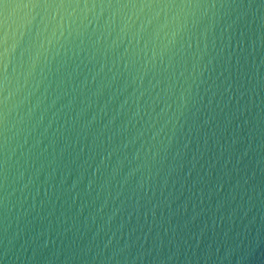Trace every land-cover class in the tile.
Here are the masks:
<instances>
[{
	"label": "water",
	"instance_id": "water-1",
	"mask_svg": "<svg viewBox=\"0 0 264 264\" xmlns=\"http://www.w3.org/2000/svg\"><path fill=\"white\" fill-rule=\"evenodd\" d=\"M0 32V264H264V0H55Z\"/></svg>",
	"mask_w": 264,
	"mask_h": 264
},
{
	"label": "snow or ice",
	"instance_id": "snow-or-ice-1",
	"mask_svg": "<svg viewBox=\"0 0 264 264\" xmlns=\"http://www.w3.org/2000/svg\"><path fill=\"white\" fill-rule=\"evenodd\" d=\"M54 2L55 0H0V32L7 23V13L10 7L16 10L19 21L27 26L35 19L32 15L34 9L51 7ZM0 43H3L2 37H0Z\"/></svg>",
	"mask_w": 264,
	"mask_h": 264
}]
</instances>
